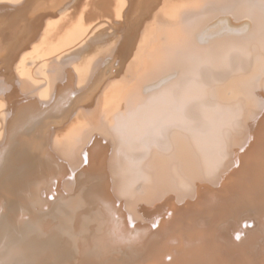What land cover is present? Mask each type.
Wrapping results in <instances>:
<instances>
[{"label":"bare ground","instance_id":"obj_1","mask_svg":"<svg viewBox=\"0 0 264 264\" xmlns=\"http://www.w3.org/2000/svg\"><path fill=\"white\" fill-rule=\"evenodd\" d=\"M0 198V264H264V0H0Z\"/></svg>","mask_w":264,"mask_h":264},{"label":"rangeland","instance_id":"obj_2","mask_svg":"<svg viewBox=\"0 0 264 264\" xmlns=\"http://www.w3.org/2000/svg\"><path fill=\"white\" fill-rule=\"evenodd\" d=\"M0 204H2V206L4 207L5 206V200L0 198ZM1 206V205H0ZM3 207L1 210H3ZM0 210V212H2ZM145 248H117L116 251L117 252H124L123 256H126L128 257V255L130 254V257L131 258H135V259H142L144 256H143V250ZM55 251H62L60 254L57 255V253L54 254L53 256V261L50 262L49 264H66L68 263L67 261H70L72 258V254L74 253V250H76V248H54ZM110 249H107V248H102L100 249L99 251L104 255L105 258H110L112 256L111 252L109 251ZM129 250H131V252H128ZM62 254V255H61ZM68 254V255H67ZM69 260H68V259ZM59 259V260H58ZM56 260V261H54ZM73 260V259H72ZM153 264V263H151Z\"/></svg>","mask_w":264,"mask_h":264}]
</instances>
